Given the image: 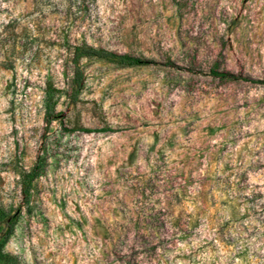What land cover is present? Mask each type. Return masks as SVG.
<instances>
[{"label":"rangeland","instance_id":"374dc122","mask_svg":"<svg viewBox=\"0 0 264 264\" xmlns=\"http://www.w3.org/2000/svg\"><path fill=\"white\" fill-rule=\"evenodd\" d=\"M72 44L147 61L81 56L75 88ZM16 207L0 264H264V0H0Z\"/></svg>","mask_w":264,"mask_h":264},{"label":"trees","instance_id":"16d2710c","mask_svg":"<svg viewBox=\"0 0 264 264\" xmlns=\"http://www.w3.org/2000/svg\"><path fill=\"white\" fill-rule=\"evenodd\" d=\"M81 56L106 59L108 61H113L115 63L122 64L125 66L139 65L147 61L145 58L141 59L139 57L127 54L126 52H117L106 48L104 49L96 48L93 46H89L88 44H72L70 59L74 65L73 82L75 84V88L78 87L81 80L82 69L78 61V59ZM45 99H46V105L44 107V119L45 122L49 124L51 119H53L56 115H52L50 111V108H52V106H51L50 92L48 87L45 88ZM69 129H80L86 131L94 130L82 125L71 126L69 127ZM105 129H111V128L105 126L95 130H105ZM44 163H45V157L44 155L39 153L35 156V159L32 162V164L29 166V168L27 169L21 168L18 171V176H19L18 186H19V193L21 196V206L24 207L25 211L29 210V197H30L31 185L34 179L41 172ZM20 214H21L20 207H16L10 215H8L5 219L0 221V256L2 255L3 252L2 247L6 242V240L9 238V236L11 235L14 224L17 221Z\"/></svg>","mask_w":264,"mask_h":264}]
</instances>
